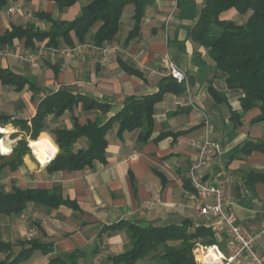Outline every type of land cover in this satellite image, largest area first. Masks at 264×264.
<instances>
[{
    "label": "crops",
    "instance_id": "1",
    "mask_svg": "<svg viewBox=\"0 0 264 264\" xmlns=\"http://www.w3.org/2000/svg\"><path fill=\"white\" fill-rule=\"evenodd\" d=\"M93 0H79L61 10L48 0H8L0 8V34L14 26L48 31L51 22L40 17L71 22ZM204 0H149L139 33L129 37L135 27V6L128 4L120 17V30L112 42L95 44L97 23L80 43L71 33L72 45L61 40L59 48L75 49L74 57L27 62L19 55L47 45L48 40L26 45L15 39L10 46H0V67L30 79L22 91L0 82V138L11 153H0V188L52 190L61 189L64 199L77 205L58 208L29 203L20 214L0 216V235L4 242L17 245L38 239L52 248L48 254L36 251L23 264H49L68 253H82L77 264H112L111 258L122 254L129 242V223L153 226L182 225L189 231L209 228L215 244L228 253L218 220H205L188 197L192 187L188 171L200 155V144L218 142L222 152L207 168V179L227 177L226 195L238 222L256 235L255 250L264 255V121L256 122L259 108L243 114L240 89H230L227 74L213 60L209 49L193 37ZM13 8L14 13L9 9ZM249 15L232 11L227 17L243 24ZM168 54L184 71L181 87L165 92L155 104L154 128L147 141L140 130L120 131V123L111 125L106 134V162L94 161L83 171H49L50 162L60 149L49 129H72L101 118L108 121L119 113L128 98L142 99L160 91L162 77L152 78L149 70L158 67ZM61 91L85 95L108 103L110 110L83 111L81 106L56 119L46 118V128L34 140L17 125L29 127L41 101ZM216 92V94L213 93ZM242 114L241 117L233 116ZM46 139L56 149L55 156L43 164L35 155L32 141ZM24 139L30 151L16 161L14 149ZM5 148H8L4 144ZM87 149L85 138L75 149ZM14 155V156H13ZM46 156V154H45ZM121 223V224H120ZM35 229V235L29 233ZM207 238L204 241H209ZM18 249V250H17ZM16 246L14 251H19ZM4 254L0 253V259ZM71 264V263H69Z\"/></svg>",
    "mask_w": 264,
    "mask_h": 264
},
{
    "label": "trees",
    "instance_id": "2",
    "mask_svg": "<svg viewBox=\"0 0 264 264\" xmlns=\"http://www.w3.org/2000/svg\"><path fill=\"white\" fill-rule=\"evenodd\" d=\"M56 2L61 10L70 8L79 0H48ZM8 0H0V8L7 6ZM128 4L135 6V27L129 33V39L140 31L141 19L149 0H93L82 8L81 14L71 22L53 19L50 15H41L51 22L48 31L34 28L14 26L12 30L0 34V46H10L15 39H24L26 45L32 47L35 43L48 40L47 47L59 48L60 41L72 45L73 32L80 43L84 42L91 29L100 23L95 33V44L102 47L112 42L120 30V17ZM236 11L241 15H249L243 24H238L227 16ZM193 37L205 45L216 62L218 68L227 74V85L230 89H240L244 96L241 99L243 114L259 108L261 114L256 122L264 121V0H204L203 8L197 24L193 29ZM0 82L11 85L17 91H22L27 85L32 89L34 84L30 79L9 69L0 67ZM181 87L177 81L164 78L160 82V91L156 95L142 99L128 98L123 109L108 121L101 118L80 124L77 118L73 120L72 129H49L59 146V153L50 162L49 171H83L94 161L106 162V134L111 125L120 123V131L140 130V138L147 141L154 128L155 104L167 91H176ZM216 94L215 91H213ZM78 106L83 111L99 110L104 115L110 110L108 103L100 102L85 95H74L61 91L46 96L39 104L37 114L29 127L26 122L19 121L18 126L30 133L36 140L46 128V118L54 114L61 118L66 111L73 112ZM234 113L233 116L241 117ZM8 123L9 119L0 117V121ZM85 138L88 148L75 149L77 143ZM264 151V147L261 148ZM30 151L27 142L22 139L14 149L17 162ZM13 155V156H14ZM29 203L58 208L61 205H77L64 199L61 189H20L14 188L5 192L0 188V216L20 214ZM121 224V223H120ZM130 242L126 250L111 258L112 264H141L149 258L152 264H197L194 249L197 244H215L212 231L198 227L189 231L188 223L182 225L153 226L151 224L129 223L127 225ZM209 238V241H204ZM19 246V251H14ZM36 251L48 254L52 248L42 244L38 239L20 242L14 245L4 242L0 235V253L4 257L0 264H23ZM82 253H68L52 259L49 264H77Z\"/></svg>",
    "mask_w": 264,
    "mask_h": 264
},
{
    "label": "built area",
    "instance_id": "3",
    "mask_svg": "<svg viewBox=\"0 0 264 264\" xmlns=\"http://www.w3.org/2000/svg\"><path fill=\"white\" fill-rule=\"evenodd\" d=\"M10 8L9 12L14 13ZM75 49L39 47L26 52L19 57L27 62L37 60H54L57 57H74ZM152 78L162 77L173 79L179 83L185 80L184 71L165 54L156 68L149 70ZM4 144L9 149L4 147ZM12 149L4 138H0V153L9 154ZM222 152V145L218 142L205 141L200 144V155L188 171V181L192 192L188 197L195 201L196 213L205 220H218L217 231L223 232L226 238L228 253L218 245L197 244L194 256L197 264H264V255L255 250L256 235L250 233L237 219L236 214L230 209V202L226 195L228 178L207 179L204 173L207 168L214 164L215 157ZM35 229L29 233L35 235Z\"/></svg>",
    "mask_w": 264,
    "mask_h": 264
},
{
    "label": "bare ground",
    "instance_id": "4",
    "mask_svg": "<svg viewBox=\"0 0 264 264\" xmlns=\"http://www.w3.org/2000/svg\"><path fill=\"white\" fill-rule=\"evenodd\" d=\"M32 146L36 149L35 155L43 164L47 163L48 159L51 160L55 156L56 149L46 139L41 138L37 141H32ZM7 149H9V147Z\"/></svg>",
    "mask_w": 264,
    "mask_h": 264
},
{
    "label": "rangeland",
    "instance_id": "5",
    "mask_svg": "<svg viewBox=\"0 0 264 264\" xmlns=\"http://www.w3.org/2000/svg\"><path fill=\"white\" fill-rule=\"evenodd\" d=\"M46 61V60H45ZM18 250V249H17ZM153 262L149 260V258L145 259L144 261L141 262V264H152Z\"/></svg>",
    "mask_w": 264,
    "mask_h": 264
}]
</instances>
